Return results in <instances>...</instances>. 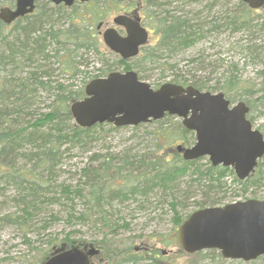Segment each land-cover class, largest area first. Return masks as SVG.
I'll return each mask as SVG.
<instances>
[{"label": "trees", "instance_id": "16d2710c", "mask_svg": "<svg viewBox=\"0 0 264 264\" xmlns=\"http://www.w3.org/2000/svg\"><path fill=\"white\" fill-rule=\"evenodd\" d=\"M238 1L241 8L222 9L223 15L214 14L210 19L212 12L220 5V0L208 2L207 14L204 15L200 11L192 16L168 14L169 12L163 9L161 1L155 3L151 0H125V2L90 0L82 3L77 0L72 7H66L63 4L55 5L51 1L38 0L37 10L18 18L13 24L8 25L0 20V198H2L0 208L7 203H13L17 207L15 217L0 215V224L1 222L6 224L5 221L11 220L20 222L19 225L24 226L25 229L30 222L33 223L32 220L38 215L36 213L41 214L47 206L60 203L64 199L70 205L68 211L70 225L97 222L114 229L107 218L109 213L104 207L105 204L121 201L122 197L129 198V195L147 197L157 187L169 191L168 189L176 185L177 176L190 173L191 167H195L193 170L197 175V179L193 181H198L201 188H207L205 191L213 188L222 189L225 182L221 181V177L229 170L227 167L213 166L208 161V166L204 168L198 166V161L203 158L186 161L178 153L176 141L189 145V134L193 133L178 121L157 128L155 140L158 143L150 152H144L139 156L130 155L129 152L122 154V152L120 159L123 158L116 165L113 164L115 161L113 154H105L104 157L91 156L90 161L82 168L86 180L91 179L89 189L85 190L86 193L82 187L73 189L67 184L62 185L58 190L53 180L59 158L61 160L62 155L64 156L62 145L68 142L73 148L77 146L76 148L88 149L87 139H94V133H98V130L106 125L115 127L107 123L81 127L73 120L70 103L83 98L84 87L74 90L59 84L58 93H55L50 110L40 116L36 117V113L30 107L38 84L42 89L52 91L53 86L49 85L51 78L41 79V77H52L56 69L52 65L56 63L61 71L76 76L83 72L79 67L87 65L89 57L98 56L102 61V66L99 68L101 74L89 77L105 76L116 71L117 67H124V71L136 69L142 73L143 69L159 62L160 58L186 50L212 33L226 30L235 33L252 32L258 26L254 22L255 16L260 15L258 14L260 10L250 8L243 0ZM2 3L3 0H0V7ZM139 3L140 10L147 13L149 27L154 31L157 39L154 43L144 46L139 56L123 60L104 45L97 26L100 22H104L109 14L130 11L138 8ZM262 9L264 10V7ZM259 17H262L261 26L264 27V14ZM82 59L83 62L80 61ZM110 59L112 62H109ZM190 60L200 65L196 71L188 70L190 77L178 72V76L170 80L171 82L191 84L200 90L222 91L231 101L236 99L235 92L244 90L247 96H239V99L245 101L250 110L257 99H264V68L259 71L262 80L256 90L260 95L256 97L253 87L245 86L244 81L236 74L227 75L224 80L217 79L214 85L210 84L208 79L202 78L197 73L207 67L204 65L206 61L204 56ZM167 65L169 69L176 67L172 63ZM25 67H33L35 70L30 72L29 76L19 77L17 73ZM167 69L163 67V71ZM139 77L142 79L141 75ZM170 141H172L169 147L172 149L171 152L168 147L166 148ZM21 161L25 163L20 164ZM263 165L264 157L260 160L255 173L246 180L242 181L238 178L235 180L245 189L250 185H264ZM124 168L128 174H124ZM131 172L136 173L131 176ZM9 188L14 189L12 197L6 195ZM82 198L87 204L85 211L77 210L75 207L77 199ZM178 203L180 202H177L176 198L169 202L174 212L175 226H180L185 220L178 215ZM199 204V209L217 205L216 202ZM99 213L101 216H98ZM57 217V214L52 213L50 219L56 220ZM96 217H99V220H96ZM75 232L70 230L62 237L60 234L51 237L39 252L38 259L30 264H42L60 249L80 248L88 244L87 240L73 236ZM176 238L170 237L160 241L164 246H168L175 242ZM92 243L101 251L104 250L108 259L105 261H109V264H202L207 255L215 252L211 250L213 252L193 253L191 255L198 256V259L196 257V260L191 262L169 261V254H163L159 249L148 252L142 247L140 251L130 247L127 251L118 253L109 248L106 237ZM37 248L39 249L36 247L33 250ZM182 253L186 254L183 251ZM217 255L221 262L227 261L220 252Z\"/></svg>", "mask_w": 264, "mask_h": 264}, {"label": "rangeland", "instance_id": "374dc122", "mask_svg": "<svg viewBox=\"0 0 264 264\" xmlns=\"http://www.w3.org/2000/svg\"><path fill=\"white\" fill-rule=\"evenodd\" d=\"M151 1L155 3L161 1L163 3V9L168 11V14H182L184 16H192L200 11H202L201 13L204 15L207 14V4L210 2V0ZM123 2H125V0H123ZM14 3L15 0H3L2 6H13ZM229 7L232 9L236 7L241 8L238 0H220V5L212 12L210 19L214 14L223 15L221 10L225 8L228 9ZM258 10H260L258 12L260 15L256 14L257 16H255L254 22L258 24V26L252 32L248 33L241 31L235 33L226 30L221 33H212L186 50L178 52L175 55L160 58L159 62L147 66L145 70L143 69L142 73L136 69L133 70L137 71L144 81L157 87L160 83L162 84L176 78L178 72L183 76H189L188 70L196 71L200 66L197 62H191L190 59L204 56L206 60L204 65L207 67L205 70H198L199 72H197L202 78L205 77L210 84L214 85L217 79L224 80L227 75L236 74L244 81L245 86L253 87V92H255V96L258 97L260 93L256 90L262 80L259 71L264 68V27L261 26L262 17H259L264 14V10L262 7ZM127 12L128 11H122L119 13ZM119 13H111L106 16L104 20L105 26L112 25L113 17ZM140 14L143 18L144 25L151 30L148 24L149 20L147 19V13L141 10ZM199 19L203 20V18ZM194 22H196V20ZM105 26L102 29H104ZM156 39L157 36L154 34V31H151L150 44L154 43ZM80 61L83 62V59ZM88 62L87 65L84 64L79 67L83 72L76 76H70L66 72L61 71L57 63L52 65L56 68L53 76L41 77V79L51 78L49 85L53 86L52 91L48 92L46 89H42L38 84L33 96L34 100L32 101L30 109H33L32 111L36 113V117L50 110L55 93H58L59 84L68 86L69 89L78 90L85 87V85L93 79L89 76L101 74L99 68L102 66V61L98 56L89 57ZM109 62H112V59H110ZM171 63L176 65L174 69H169L167 64ZM163 67L168 69L163 71ZM34 70L33 67H25L21 72L17 73V75H19V77H26ZM117 70L124 71V67H117ZM102 77H104V75ZM234 94L236 98L235 102L240 100L239 96H247V92L244 90L235 92ZM248 117L254 124V127L259 128L264 133V99H257L255 101V105L251 107ZM73 120L75 121V118ZM178 121H181V119L171 115L170 117L164 116L160 120L139 124L137 126H114L115 128H111L110 125H106L103 129H99L98 133H94V139H87L89 143L87 146L88 149L76 148L77 146L73 148L70 146V143L67 142V144L62 145L64 156L62 155L61 160L59 158V162L54 169L56 173L53 183L56 184L55 186L58 187V190L61 189L62 185L67 184L71 185L73 189L82 187L84 188V193H86L85 190L89 189L91 179L89 178L86 180V177L82 173V168L90 161L91 156L104 157L105 154H113L115 158L113 164L116 165V163L123 158L120 159V154L122 152V154H124V152H129L130 155L135 154L138 156L144 152H150L158 143L157 140H155L156 132L158 131L157 128L161 126L166 127ZM163 140H165V138ZM189 141L190 143L189 145L187 144V146L195 143L196 136L194 132L189 134ZM171 142L172 141L168 142L169 145H167L166 148L168 147L169 149V147H171ZM178 143L179 142L176 141V144ZM169 150L171 152L172 149ZM164 151L169 152L166 149H164ZM208 161L211 163L209 156H205V158L203 157V159L198 161V166H203L205 168L209 164ZM23 163H25V161L20 162V164ZM28 167H30V165H28ZM194 168L195 167H191V172L186 175L177 176L176 185L172 188L170 187L171 189H168L169 191L157 187L151 191L147 197L134 196V198L129 195V198L122 197L121 201L116 200L105 204L104 207L109 213L107 218L114 229H110L108 226L102 224H97V222L86 225L79 223L70 225L68 222L70 205L65 202L64 199L61 200L60 203L57 202V204L47 206L41 214H39V212L36 213L38 215L32 220L33 223L30 222L27 227L25 226V229L23 228L24 226L19 225L20 222L16 223L11 220L5 221L6 224L1 222L0 264H30L38 259L39 252L45 247L47 240L54 237L56 234H60L62 237L65 233L70 232V230L76 231L73 236L87 240L88 245L93 244V241L103 240L106 237L108 239L109 248L118 253L125 252L130 247H138V251H140L142 247L148 252L152 249H159L162 250V252L165 250L167 252L166 255L169 254L170 256L169 261L186 260L191 262L196 260L198 256H193L191 254L187 255L184 249L180 247L177 238L175 242L168 244V246H164L160 241L161 239L177 237L179 226H175V216L173 210L169 206V202H172L173 198H176V201L180 202L177 206L178 215L186 219L193 211L199 209V203L216 202L217 205L222 206L233 201L246 200L247 198L264 199V185H250L248 189H245L242 184L235 180L237 176L234 169L227 167L229 170L221 177V181L225 182V185H222V189L213 188L208 189L209 191H205L207 188H201L198 181H193L197 179V175L193 170ZM262 169L264 170V165ZM131 173V176H134L136 172ZM124 174H128L126 169ZM7 190L6 195L12 197L14 189L9 188ZM1 199L2 198H0V200ZM75 207L77 210L85 211L87 209V204L83 198L77 199ZM16 211L17 207L13 205V203H7L0 208V215H14L13 217H15ZM52 213L58 215L56 220L50 219ZM89 214L90 213H88V215ZM98 216H101V213H99ZM45 217L47 219L43 220ZM91 218L93 219V217ZM96 220H99V217H96ZM36 247H39V249L33 250V248ZM95 247L99 248L97 246ZM211 250H215V252L211 255H207L202 264H247L244 260L225 258L221 251L217 249L200 250L198 252L206 253ZM182 251L186 254H183ZM218 252H220V255L227 261L221 262L217 255ZM102 255L105 259L99 260L98 257L101 259ZM92 259L96 260V264L110 263L109 261H105L108 259L104 250L97 255H93ZM252 261L254 263L251 264H264V255Z\"/></svg>", "mask_w": 264, "mask_h": 264}, {"label": "water", "instance_id": "95a60500", "mask_svg": "<svg viewBox=\"0 0 264 264\" xmlns=\"http://www.w3.org/2000/svg\"><path fill=\"white\" fill-rule=\"evenodd\" d=\"M51 1L71 6L75 0ZM243 1L251 8L264 6V0ZM35 8L36 0H16L14 6L0 8V19L11 24ZM141 21L137 10L116 15L113 23L124 27L125 34L114 26L106 28L102 35L107 47L123 59L137 56L149 40V31ZM85 93L83 99L70 106L75 121L82 127L104 122L138 125L171 114L182 118L183 125L196 133L193 145L177 146L186 160L209 156L213 165L233 166L238 177L246 179L264 156V135L247 117L249 106L244 101L232 104L224 92L203 91L193 85L185 87L172 82L155 89L130 70L91 80ZM178 240L189 253L217 249L228 259H256L264 255V199L197 209L179 226ZM98 253L93 244L83 249H60L43 264H92L90 257Z\"/></svg>", "mask_w": 264, "mask_h": 264}, {"label": "flooded vegetation", "instance_id": "af4514ba", "mask_svg": "<svg viewBox=\"0 0 264 264\" xmlns=\"http://www.w3.org/2000/svg\"><path fill=\"white\" fill-rule=\"evenodd\" d=\"M122 33H124V30H120ZM249 114V113H248Z\"/></svg>", "mask_w": 264, "mask_h": 264}, {"label": "bare ground", "instance_id": "6f19581e", "mask_svg": "<svg viewBox=\"0 0 264 264\" xmlns=\"http://www.w3.org/2000/svg\"><path fill=\"white\" fill-rule=\"evenodd\" d=\"M79 224H82V223L80 222ZM84 224H86V223H84ZM84 224H82V225H84Z\"/></svg>", "mask_w": 264, "mask_h": 264}]
</instances>
